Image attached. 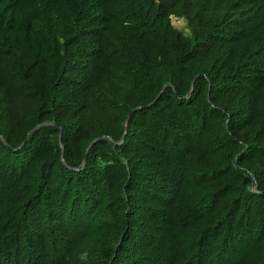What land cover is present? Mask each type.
Segmentation results:
<instances>
[{"label":"trees","instance_id":"16d2710c","mask_svg":"<svg viewBox=\"0 0 264 264\" xmlns=\"http://www.w3.org/2000/svg\"><path fill=\"white\" fill-rule=\"evenodd\" d=\"M0 264H264V0H0Z\"/></svg>","mask_w":264,"mask_h":264},{"label":"rangeland","instance_id":"374dc122","mask_svg":"<svg viewBox=\"0 0 264 264\" xmlns=\"http://www.w3.org/2000/svg\"><path fill=\"white\" fill-rule=\"evenodd\" d=\"M170 22H171V25L176 29H183L184 27V23L181 19L171 18ZM184 32H186V30H184Z\"/></svg>","mask_w":264,"mask_h":264},{"label":"water","instance_id":"95a60500","mask_svg":"<svg viewBox=\"0 0 264 264\" xmlns=\"http://www.w3.org/2000/svg\"><path fill=\"white\" fill-rule=\"evenodd\" d=\"M127 120V119H126Z\"/></svg>","mask_w":264,"mask_h":264}]
</instances>
